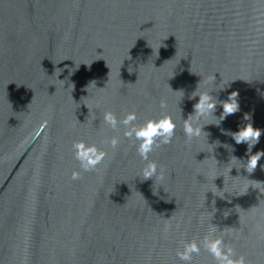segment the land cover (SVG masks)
<instances>
[{
	"label": "water",
	"instance_id": "obj_1",
	"mask_svg": "<svg viewBox=\"0 0 264 264\" xmlns=\"http://www.w3.org/2000/svg\"><path fill=\"white\" fill-rule=\"evenodd\" d=\"M195 91L218 103L189 141ZM234 91L239 111L218 124ZM108 111L172 117V143L149 154L162 181L142 180L148 161ZM248 123L262 130L251 153L231 135ZM78 141L107 152L95 171ZM258 151L264 0H0V264H185L177 251L211 225L264 264V156L244 167ZM191 264L215 261L201 248Z\"/></svg>",
	"mask_w": 264,
	"mask_h": 264
},
{
	"label": "clouds",
	"instance_id": "obj_2",
	"mask_svg": "<svg viewBox=\"0 0 264 264\" xmlns=\"http://www.w3.org/2000/svg\"><path fill=\"white\" fill-rule=\"evenodd\" d=\"M209 81H215V75L209 77ZM237 96L238 93L234 91L229 95L227 100L220 102L223 112L218 119V124L228 115L239 111ZM195 97H199V99L194 105V112L184 120L183 124V132L189 141L194 137H199L204 132V126H199L198 122L202 118L214 116L218 103L208 92L197 94L195 91L190 98ZM166 106L164 102H161L162 108ZM244 119L250 120V116L246 114ZM103 120L113 130H117L122 125L124 137L138 142L136 145L138 155L141 159L148 161L146 166L141 170L142 180L155 178L162 181L164 179V171L161 169L158 172L157 164L154 161H149V154L163 145L172 143L177 127L172 117L165 114L158 119H148L142 124H137L135 123L137 120L135 112H129L123 119L118 120L114 113L108 111L104 113ZM261 134L262 130L254 128L251 123H248L239 131L231 133L237 144L247 143L249 153H251L252 147L259 142ZM104 143L108 144L112 149H116L120 144V140L118 137L113 136L110 140L104 141ZM72 147L74 158L79 162L82 172L95 171L107 156L106 151L99 149L95 144H87L84 141L74 142ZM262 156H264V151H258L255 154L249 155L247 163L244 166L249 174L256 170ZM72 179H81V173L74 171ZM167 227L170 226H166V230ZM217 230L216 226L211 225L210 235H206L199 243L195 240L183 243L182 250H178L176 253L179 259L185 262V264H191L194 255H199L201 248H203L213 257L215 264H248L243 255L237 257L235 249L231 245L224 243L223 236L212 235Z\"/></svg>",
	"mask_w": 264,
	"mask_h": 264
}]
</instances>
